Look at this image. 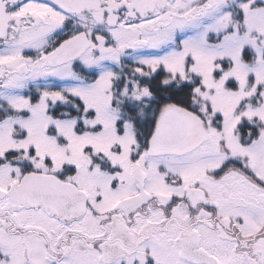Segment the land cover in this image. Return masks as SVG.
Instances as JSON below:
<instances>
[{
	"label": "snow or ice",
	"instance_id": "obj_1",
	"mask_svg": "<svg viewBox=\"0 0 264 264\" xmlns=\"http://www.w3.org/2000/svg\"><path fill=\"white\" fill-rule=\"evenodd\" d=\"M0 264H264V0H0Z\"/></svg>",
	"mask_w": 264,
	"mask_h": 264
}]
</instances>
